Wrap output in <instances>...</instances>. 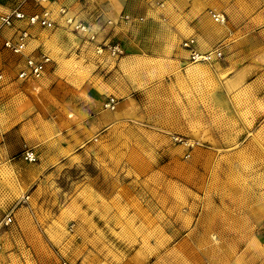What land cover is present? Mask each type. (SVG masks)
<instances>
[{"label":"rangeland","instance_id":"obj_1","mask_svg":"<svg viewBox=\"0 0 264 264\" xmlns=\"http://www.w3.org/2000/svg\"><path fill=\"white\" fill-rule=\"evenodd\" d=\"M149 2L143 50L102 0L42 3L54 26L29 27L27 47L52 59L39 78L17 80L24 56L0 44V264H264V0L162 1L166 28ZM13 7L40 9L0 0ZM188 13L209 34L227 26L220 59H188Z\"/></svg>","mask_w":264,"mask_h":264},{"label":"built area","instance_id":"obj_2","mask_svg":"<svg viewBox=\"0 0 264 264\" xmlns=\"http://www.w3.org/2000/svg\"><path fill=\"white\" fill-rule=\"evenodd\" d=\"M35 5H38L40 9L31 13L23 11L20 7H13L8 12L0 14V44L3 48L9 50L11 53L20 54L24 56V65L21 67L16 77L21 80L36 79L42 76L44 71L50 65L52 59L47 53L39 52L33 53L27 51L29 40L31 39V33L29 27L41 26L46 28H52L54 26V20L48 15L46 7L42 5V1L45 0H31ZM215 21H223L224 15L213 13ZM125 18H129L125 15ZM16 21H24V26L15 27ZM15 30L9 35H5L2 32L3 28H12ZM76 28L83 33L88 32V27L84 24L78 23ZM92 38V37H91ZM181 45L187 52L188 59L191 62H211L220 59L223 55L220 47H215L206 51H200L197 47L195 37L189 36L181 41ZM108 51L111 55L118 56L122 53V49L119 44H113L108 46ZM3 71L0 70V80L3 79ZM117 103V98L114 96H108L103 104L105 108L113 109ZM23 159L34 162L37 160V154L32 148H24L21 151ZM13 222V217L10 213L4 215L2 219L3 225H10ZM61 264H70L67 261H63ZM77 264V263H73Z\"/></svg>","mask_w":264,"mask_h":264},{"label":"crops","instance_id":"obj_3","mask_svg":"<svg viewBox=\"0 0 264 264\" xmlns=\"http://www.w3.org/2000/svg\"><path fill=\"white\" fill-rule=\"evenodd\" d=\"M107 4L111 5V12H106L107 14L105 15L106 17L104 18H110V16H115V18L119 17V28H121V30H123V37H125L124 39V46L127 48H132V49H141L143 50L144 45H148V43H150V41L152 40V36H155L154 31L148 33H141L139 32V29H137V26H140L138 22L139 19H137L138 17H141V11L142 8L144 7L143 5H145L146 7L148 6V2L146 0H102ZM165 1H170V0H158V2L155 3V5H157L156 8L162 6V3ZM199 2H195V6L193 7V9L191 10V13L196 11V9H198L197 4ZM149 11H151L153 13V16L155 19L152 21L153 23L151 24H155L157 27H169L170 25V19L173 17L174 14L172 13H160L157 12V9L154 7L153 3L149 2ZM172 5V4H171ZM194 10V11H193ZM262 11H264V9H262ZM156 12V13H155ZM150 13V14H152ZM191 13H188L186 15L185 19L186 21H188V23H190V21H192V27L193 28H197L198 29V39H196V43L197 47L200 51H206L209 50L210 47L212 45H214L217 41L220 40V38L223 37V35L226 33V29L227 26L224 23H219L218 25H216L215 27L212 28L211 33H207L206 31V27L208 25L212 26L209 18L206 15L201 16L199 19H195L194 18V14L191 15ZM155 14V15H154ZM166 14V15H165ZM125 15H128L129 17H131V19L126 20L123 19ZM103 18V17H102ZM142 19V17H141ZM136 20V21H135ZM172 20V19H171ZM231 20V19H230ZM138 25H135L134 27H130V25L132 23H136ZM224 24V25H223ZM189 26H191L190 24H188ZM229 25V24H227ZM108 26H106L107 28ZM229 27H232L231 25ZM110 28V26H109ZM233 28V27H232ZM156 37V36H155ZM189 37V36H188ZM200 40V41H199ZM17 78V77H16ZM17 80H20L19 78H17ZM6 122L9 123V126L19 122V119L13 120V117H6Z\"/></svg>","mask_w":264,"mask_h":264},{"label":"bare ground","instance_id":"obj_4","mask_svg":"<svg viewBox=\"0 0 264 264\" xmlns=\"http://www.w3.org/2000/svg\"><path fill=\"white\" fill-rule=\"evenodd\" d=\"M46 1H49V0L42 1V3H43V2H46Z\"/></svg>","mask_w":264,"mask_h":264}]
</instances>
